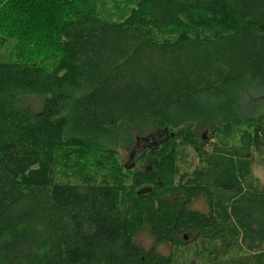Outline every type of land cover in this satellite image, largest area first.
<instances>
[{
	"label": "trees",
	"instance_id": "1",
	"mask_svg": "<svg viewBox=\"0 0 264 264\" xmlns=\"http://www.w3.org/2000/svg\"><path fill=\"white\" fill-rule=\"evenodd\" d=\"M110 2L0 0V264H264V0ZM132 125L164 136L131 174Z\"/></svg>",
	"mask_w": 264,
	"mask_h": 264
},
{
	"label": "rangeland",
	"instance_id": "2",
	"mask_svg": "<svg viewBox=\"0 0 264 264\" xmlns=\"http://www.w3.org/2000/svg\"><path fill=\"white\" fill-rule=\"evenodd\" d=\"M115 7L116 6H114L110 2V0H104V1L101 0L100 10L102 11V15L107 17L108 20L109 19L117 20L119 19V16L122 14L123 11L116 10ZM259 99H257L256 96L253 94L250 95L249 97L250 109H251L250 111L259 109L264 105V100L263 99L259 100ZM38 104L39 102L37 103V106ZM149 128H150L149 125L146 126L132 125L131 127L128 128H122L119 131V134L109 138V140L111 141L109 142L110 145L114 146L118 150L117 153L119 158L122 160V163H127V162L131 163V161L128 160L129 158L128 156L132 154L133 151L132 149L136 147V142L134 143V137L136 135L141 140V143H142V139L146 140L148 138L149 140L151 139L157 140L158 138H155V136L157 135L164 136L162 131L157 132L155 129L151 130ZM203 131H204L203 129L199 130L197 132L198 135L202 134L201 132ZM168 136H170V134L167 135L166 137ZM205 137L209 139L208 133L205 134ZM212 141H213L212 143H215V139H213ZM205 149L207 150L208 147H206ZM135 154H137V152H135ZM180 158L181 157L178 158V161L180 160L178 163L179 168L182 166V170L180 171V173H186L189 175L190 171L193 168H198L202 166L200 164L201 163L200 157L195 156L194 154H189V152L186 153L181 159ZM145 160L146 159L142 155L141 157H138V159L136 160L133 166L134 168L130 169L125 167V169L129 171L131 174L135 173L137 171L136 168L143 165ZM252 160H253V165H252L251 173L254 177L258 179L260 183L264 185V147L261 148L260 150L254 151ZM187 208L192 211H199L203 213L210 212V210L207 208V200L205 199L204 196L202 197L201 195H198L197 198L193 199L192 203L188 204ZM135 241L143 249L148 248L150 244L154 243L152 241V237L145 230L139 231L135 235ZM157 249L161 253H166V254L168 253V248L164 245H157Z\"/></svg>",
	"mask_w": 264,
	"mask_h": 264
},
{
	"label": "flooded vegetation",
	"instance_id": "3",
	"mask_svg": "<svg viewBox=\"0 0 264 264\" xmlns=\"http://www.w3.org/2000/svg\"><path fill=\"white\" fill-rule=\"evenodd\" d=\"M155 138H158L157 140L155 139H151L149 140L148 138L146 140L142 139V143H141V140L138 138V136L136 135L134 137V143L136 142V147H134L132 150V154L130 156H128V160L131 161V163L127 162V163H123L124 164V167H127V168H134V164L136 162V160L138 159V157H141L142 156V152L146 149V148H156L158 146H160L162 143H163V136L162 135H157L155 136ZM135 152H137V154H135ZM208 201H207V208H208ZM206 215H209L208 213H205Z\"/></svg>",
	"mask_w": 264,
	"mask_h": 264
}]
</instances>
